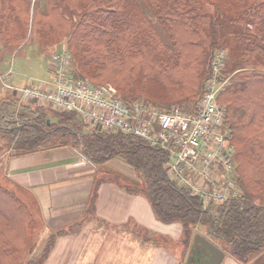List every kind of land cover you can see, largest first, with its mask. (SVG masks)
<instances>
[{"label":"trees","instance_id":"16d2710c","mask_svg":"<svg viewBox=\"0 0 264 264\" xmlns=\"http://www.w3.org/2000/svg\"><path fill=\"white\" fill-rule=\"evenodd\" d=\"M66 38L80 71L75 79L111 84L125 103L143 101L161 111L192 104L209 59L223 50L222 74L229 82L217 102L226 109L239 194L204 207L167 177V153L160 146L88 124L87 130L73 112L18 102L13 94L0 102L1 150L22 155L71 146L94 165L120 159L136 174L135 185L126 190L144 195L161 223H181L186 242L199 234L241 260L259 251L264 246V0H0V50H44ZM33 220L28 206L0 186V264L30 255ZM65 233L49 234L36 264L45 262Z\"/></svg>","mask_w":264,"mask_h":264},{"label":"crops","instance_id":"0c3cea01","mask_svg":"<svg viewBox=\"0 0 264 264\" xmlns=\"http://www.w3.org/2000/svg\"><path fill=\"white\" fill-rule=\"evenodd\" d=\"M7 74H0V99L13 94L19 102L18 90L31 84L9 83ZM104 165L129 182L136 179L121 160ZM0 186L28 208L39 210L43 240L58 230L66 232L56 239L43 264H184L188 259L190 243L177 242L180 233L169 234L172 227L180 232L176 223H161L145 196L108 179L105 171L71 146H45L22 155L0 148ZM164 236L176 239L164 248L156 242ZM210 242L224 253L220 264H264V246L241 260L222 243Z\"/></svg>","mask_w":264,"mask_h":264},{"label":"built area","instance_id":"2783aa9c","mask_svg":"<svg viewBox=\"0 0 264 264\" xmlns=\"http://www.w3.org/2000/svg\"><path fill=\"white\" fill-rule=\"evenodd\" d=\"M226 59L223 50L214 54L211 76L192 112L177 108L161 111L143 101L126 104L109 85L93 84L70 76L66 56L50 71L59 83L20 90L23 102L47 103L52 109L73 112L90 126L108 132L138 137L160 146L167 158V177L200 199L202 205L220 206L239 194L235 183V150L225 124L226 109L217 96L229 82L220 72Z\"/></svg>","mask_w":264,"mask_h":264},{"label":"rangeland","instance_id":"374dc122","mask_svg":"<svg viewBox=\"0 0 264 264\" xmlns=\"http://www.w3.org/2000/svg\"><path fill=\"white\" fill-rule=\"evenodd\" d=\"M140 10L142 11L141 6H140ZM209 10L210 9H208V11ZM143 11L146 12L147 15L150 14L146 8H143ZM243 26L245 28H247L248 25L243 23ZM157 30H159L158 32H161L162 28H158ZM65 44H67V38L65 40L62 39V40L58 41V43L56 45L44 48V50H37L36 46L35 47L33 46V48L24 47L21 50L19 49V47H15L11 51L10 50H2V48H1L2 51L0 50V71H1L0 74H2L4 72H8V74L5 76L6 78H8L7 82L19 83L20 85H24L28 82V84H31L30 88H33V89H36V87H38V86H43V88H44L46 83H49L50 85H53L54 83H56L55 85H57L59 83V79L56 77V75L53 76L52 72H49V68H51L52 65H54V63H56L60 59L61 56H66V58H67L66 68H67V72L70 76L73 77L74 74L76 76L77 71H78V74H80L79 69L77 68V70H76L74 55L71 52L69 53ZM219 51H221V50H216L214 53H218ZM214 53H213V55H214ZM213 55H212L211 59H209L206 72L204 74L203 79L201 80V86H200V90H199L197 98L192 102V104H188V105H185V104L174 105V104H172L171 108H177V109H179L185 113L192 112L193 108L196 106L200 96L203 93L204 82H205L206 78L211 76V74H212L211 62H212L213 57H214ZM225 64H226V59L224 60L223 67L221 68L220 72L224 73V70L226 68ZM38 77H47V78H45L46 80H39V81L34 80ZM29 78H31V79H29ZM41 79H43V78H41ZM81 79L87 80L90 82V80L87 78L86 79L77 78V80H81ZM2 80H3V76L0 75V82ZM101 84L109 85L106 83H101ZM226 85H227V83H226ZM109 86H111L112 88H114L116 90V87L112 86L111 84ZM25 87H28V86H25ZM44 90L45 91H43V93L49 97L50 93L48 91L50 90V88L49 89L44 88ZM2 91L7 92L8 89L2 88ZM116 94L120 98L117 90H116ZM2 100L3 99H0V102ZM120 100H122V99H120ZM10 101L13 102V100H10ZM21 101H22V99H21ZM37 104H44L46 106H49L47 103H44V102L37 103ZM77 117L80 118V120H82L81 121L82 123L79 122V124H86V125L88 124L81 117H79V116H77ZM88 125L86 127H84L87 130L90 129V126H88ZM119 160L120 159H114V161H119ZM98 167L101 168L103 171H105L106 177H108V179H111V181H114V182L119 183V184H126V185H131V186L135 185L134 184L135 179L132 182H129V181L125 180V178L122 175H120L121 173H119L118 171H116L114 169L106 168L104 164H99ZM1 184L3 185L4 183H1ZM28 210L30 211V213L32 214V216L34 218L33 224H32L36 230L34 232L35 235H32V238H33L32 242L33 241L34 242H33V245H31V247L29 249L31 252L30 255L26 256L25 258L21 257L19 260V263H17V264H28L29 260H31L32 262H35L34 264H36L38 262L37 256H39L40 254H42L44 252V249H45L46 244H47V240H43L44 236L40 234L41 230H43V229H42L41 222L39 221V215H38L39 210L36 207L28 208ZM175 223L180 227V232L175 231V229L171 225L172 228L170 229L169 234L180 233L179 236L177 237V239L175 238V236L174 237L173 236L172 237L164 236L163 237L164 240L162 237H159V239L156 240V242H158L160 246L167 248V247L171 246V244L173 243V240L176 239L177 242H179L180 240L182 241L184 239L183 227H182L181 223H179V222H175ZM169 224H173V223H169ZM58 231H60V230H58ZM189 243H190V248H191L192 237L189 238ZM221 247H223V246H221ZM190 248L187 250V255H186L188 259L190 258V250H191ZM224 249H226V248H224ZM191 259H192V257H191ZM188 263H190V259H189V262L187 261V259L184 262V264H188Z\"/></svg>","mask_w":264,"mask_h":264},{"label":"water","instance_id":"95a60500","mask_svg":"<svg viewBox=\"0 0 264 264\" xmlns=\"http://www.w3.org/2000/svg\"><path fill=\"white\" fill-rule=\"evenodd\" d=\"M190 249L188 264H220L224 257L220 248L199 234L194 235Z\"/></svg>","mask_w":264,"mask_h":264},{"label":"bare ground","instance_id":"6f19581e","mask_svg":"<svg viewBox=\"0 0 264 264\" xmlns=\"http://www.w3.org/2000/svg\"><path fill=\"white\" fill-rule=\"evenodd\" d=\"M92 127V126H91ZM95 131H98V132H101V131H104V130H99V129H96L94 127H92Z\"/></svg>","mask_w":264,"mask_h":264}]
</instances>
